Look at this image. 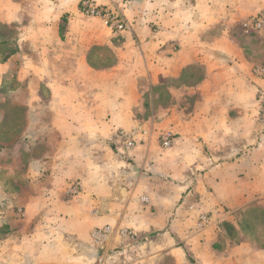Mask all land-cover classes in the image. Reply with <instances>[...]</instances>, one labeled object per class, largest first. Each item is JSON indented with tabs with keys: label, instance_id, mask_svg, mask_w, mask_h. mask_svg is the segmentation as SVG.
<instances>
[{
	"label": "crops",
	"instance_id": "crops-1",
	"mask_svg": "<svg viewBox=\"0 0 264 264\" xmlns=\"http://www.w3.org/2000/svg\"><path fill=\"white\" fill-rule=\"evenodd\" d=\"M94 1L129 29L80 0H0V85H17L28 151L0 182V264H97L105 228L102 264H264V77L243 42L264 0ZM140 125L155 132L124 150L117 131Z\"/></svg>",
	"mask_w": 264,
	"mask_h": 264
},
{
	"label": "rangeland",
	"instance_id": "rangeland-1",
	"mask_svg": "<svg viewBox=\"0 0 264 264\" xmlns=\"http://www.w3.org/2000/svg\"><path fill=\"white\" fill-rule=\"evenodd\" d=\"M114 9H116V8H114ZM117 10H119L122 14V11L120 9H117ZM263 11H260L259 13L250 16L248 18V20L246 21L245 32L248 33V35L250 34V36L251 35L252 36L247 37V39L245 38V40L243 41L245 44V47L247 49L248 56L250 57V59H252L256 63L255 64L256 69L254 71L258 74V76H260V78L264 77V32L259 33V32L253 31L249 28V26H246V24L248 23V21L252 17L259 15ZM122 16L125 18V16L123 14H122ZM13 31H14L13 27H3L0 25V39H2L3 37H5L6 39L7 38L12 39L14 37ZM255 35H257L258 37ZM9 49H12L11 45H1L0 46V57H2L4 54H6L9 51ZM16 89H17V85L14 84L12 79H7L6 82H4L0 85V182L5 181L6 186H7L8 182H10V184H12V182H13L12 173L13 172H19L21 174L22 172L25 171L26 164L25 163H19V161H21L23 159L25 160V158L28 156L27 149L25 147H22V146L20 147V144L17 142L18 137L20 136V134H22V130L25 126V123H27V120H26V114H25L24 106H22L20 104L17 105L18 103L13 100L12 96H13V93L15 92ZM262 95H263V93H260V96H262ZM262 102L264 103V100H262ZM262 127H263L262 131H263V135H264V121H262ZM140 129L147 130V129L143 128L141 125H140ZM150 132H155V131L150 130ZM167 132H169V131L160 132L159 134L167 133ZM169 133H171V132H169ZM159 134H157V136ZM138 137L144 138L142 136H138ZM157 139H158V137H157ZM173 139H174V135H173ZM137 142H138V140H137ZM137 142H136V144H137ZM171 145H172V143H171ZM16 156L19 158L17 161L14 162L13 157H16ZM23 157H25V158H23ZM76 188L78 189V191L73 193L72 192L73 189L76 190ZM79 192H80V186L76 184V185L71 187L69 193L78 194ZM190 210L197 213L196 229L197 230L205 229V227L208 226V224L210 223V218H209L208 214L200 212L199 208H197L196 206L195 207L191 206ZM16 214L18 216H22V210L17 209ZM97 230H101V229H97ZM124 230L128 231L130 233V237L127 239H123L119 234L121 231H124ZM230 233H232V232H230ZM111 234H112V232L110 233V235ZM117 234L119 235V237H121V239L126 240L129 243L138 241L137 236L127 229L118 230ZM91 239H92V234H91ZM105 247H106V245L103 247H95L92 245V243L90 244V249L91 250L93 249L94 251L98 252L96 254L97 256H99V259H97V264H102V262L104 261V259H100V258L105 257V255H107V254H111V252L108 253V251L105 250ZM113 252L118 253L120 251H119V249H117V250H114ZM190 264H193V263H190Z\"/></svg>",
	"mask_w": 264,
	"mask_h": 264
},
{
	"label": "built area",
	"instance_id": "built-area-1",
	"mask_svg": "<svg viewBox=\"0 0 264 264\" xmlns=\"http://www.w3.org/2000/svg\"><path fill=\"white\" fill-rule=\"evenodd\" d=\"M80 13L87 17L99 18L103 21L104 25L113 33L120 34L127 29H129L130 24L122 16L121 12L117 9H112L107 6H99L94 0H80L79 3ZM246 26L256 32H264V11L259 15L252 17ZM151 132L148 130L140 129V127H133L129 131L119 130L117 132V138L120 140V144L124 150H129L137 142V137H148ZM158 141L163 148H169L173 141V135L169 132L161 133L158 135ZM78 189H73V193L77 192ZM110 229L105 228L101 230H96L92 233V245L95 247H103L108 241L110 236ZM120 236L123 239L130 237L128 231H121Z\"/></svg>",
	"mask_w": 264,
	"mask_h": 264
}]
</instances>
